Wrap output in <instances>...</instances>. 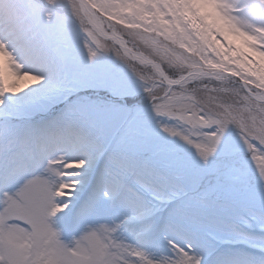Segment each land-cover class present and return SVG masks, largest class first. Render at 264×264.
<instances>
[{"label": "snow or ice", "instance_id": "snow-or-ice-1", "mask_svg": "<svg viewBox=\"0 0 264 264\" xmlns=\"http://www.w3.org/2000/svg\"><path fill=\"white\" fill-rule=\"evenodd\" d=\"M78 53L139 90L111 129L5 122L0 264H264V0H0V107Z\"/></svg>", "mask_w": 264, "mask_h": 264}, {"label": "rangeland", "instance_id": "rangeland-1", "mask_svg": "<svg viewBox=\"0 0 264 264\" xmlns=\"http://www.w3.org/2000/svg\"><path fill=\"white\" fill-rule=\"evenodd\" d=\"M122 14L127 15V13ZM97 16L103 27L107 28L112 24L115 25V29L127 31L123 24H117L114 19L109 20L107 15L97 13ZM44 23L55 28L57 20L54 16L50 22ZM116 35H120V32H116ZM77 56L78 62L67 65L59 79L51 80L47 86L34 85V81L23 76L19 80L10 77L9 83L14 82L27 88L29 95L20 101L14 99L5 101V105L0 109V131L4 130L5 122H10L16 128L20 123L31 118L66 116L70 110L80 115L82 123L103 124L109 129L118 123L121 110L114 103V98L124 92H137L139 83L115 57H97L94 62L88 64L85 54L78 53ZM28 66L34 71L39 70L35 64ZM41 74L47 75L44 72ZM131 98L135 99L141 109L147 108L148 102L143 95H133ZM36 99H39L40 103H34ZM69 203L70 208L73 207L75 198L73 197ZM221 247L228 245L222 244Z\"/></svg>", "mask_w": 264, "mask_h": 264}, {"label": "bare ground", "instance_id": "bare-ground-1", "mask_svg": "<svg viewBox=\"0 0 264 264\" xmlns=\"http://www.w3.org/2000/svg\"><path fill=\"white\" fill-rule=\"evenodd\" d=\"M39 69V68H38ZM40 70V69H39ZM12 82V81H11ZM17 85V84H16ZM17 93H20L18 96L9 97L8 99H14V100H23L25 96L29 95V90L27 88H24L22 86L17 85ZM25 90V91H24ZM2 107H0L1 109Z\"/></svg>", "mask_w": 264, "mask_h": 264}]
</instances>
